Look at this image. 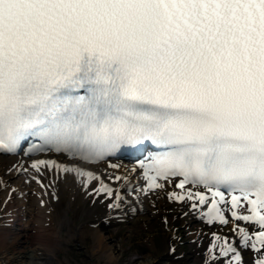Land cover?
<instances>
[{"label":"snow or ice","instance_id":"snow-or-ice-1","mask_svg":"<svg viewBox=\"0 0 264 264\" xmlns=\"http://www.w3.org/2000/svg\"><path fill=\"white\" fill-rule=\"evenodd\" d=\"M28 137L85 160L151 139L168 150L146 169L149 188L169 175L202 185L224 224L221 187L240 192L232 208L243 198L250 215L232 216L258 226L239 231L261 252L264 0H0V150Z\"/></svg>","mask_w":264,"mask_h":264},{"label":"bare ground","instance_id":"bare-ground-1","mask_svg":"<svg viewBox=\"0 0 264 264\" xmlns=\"http://www.w3.org/2000/svg\"><path fill=\"white\" fill-rule=\"evenodd\" d=\"M145 160H147L146 157H143L142 159L138 157L137 161L130 162L125 161L119 157H109V160H106L96 165L87 166L84 164V160H82V163L80 162V159H78L77 157H73L68 153H63V156L61 157H59V153L57 152L53 154H50V152L40 154H26V149L24 147H22L20 150L17 148L14 153L0 152V187H2L6 193L5 196H1V204L7 206L8 208L12 206L11 200L14 192L11 191L13 187H10L8 180L15 179V181H23V184L28 183V185L38 189H35V195L37 194L36 198H38V201H41V205L44 206V210L39 207V209L41 210H38V215L34 216V218L36 217L35 220L37 224H41V222L43 220H46L47 217L52 221L54 220L55 216L52 209L51 213H53H49L50 216H47V209L49 208V205H51L50 201H53L55 203L59 201L63 202L64 209L70 208L67 205L70 203V200L73 201L76 207H85V215H89L90 218V220L86 219L85 221L87 222V225L94 227L93 230H91L92 232L89 230L93 237L92 251L102 252L104 258L106 259V262H108L109 264H115L116 256H113L112 253L104 250V236L101 233L100 229H98V227L102 225L100 224V220L105 219L102 218V215L104 213L106 214V217L111 213H117L119 211L120 201L123 200V193L125 192V187L121 182L122 179L125 178V180H130L131 177L134 176L133 180H140L143 196H145V200L142 206L145 205L150 209L152 208L160 212V209L163 210V206L165 205L166 201H172L174 204H178L177 207H172V211L175 213L176 210V212H178V215L183 216L187 219V222H189L188 218L191 215L197 217L198 220H203V218H206L204 210L208 203L210 204L213 199L212 195L208 192L206 188L199 187L197 185L188 183L185 184V187L183 189L177 190L176 188H174L175 178L173 177L167 179L158 177L156 182L160 184L161 187L149 188L148 176L154 175L153 173L148 171L146 176V169L149 168V165H147ZM41 161H43L44 163H40ZM33 165H36V167H33ZM57 165H59V167H57ZM64 168L73 169V171L66 172L64 171ZM77 169L84 173H91L94 178L89 179L87 175L79 176L75 171ZM20 173H23V176ZM117 177H119V179H117ZM26 187H28V191L26 194L24 191L21 192L20 195H18L19 201H23L22 199L25 195L29 196L28 194L30 193L31 189L27 185ZM188 191H191L193 193L200 192L206 195L208 197L207 202L201 204L199 202V199L195 196L191 200L187 199ZM180 192L182 193V195L185 196V199L177 200L173 197V193L179 194ZM72 198L79 199L75 202ZM124 200L127 203L131 202V200L126 197ZM23 202L26 203L27 201L25 200ZM229 205L230 196H227L225 202L221 205L222 208L220 209L224 219L228 220L227 224L219 222L220 224L218 225L217 223H214L208 219L209 225L214 226L220 231L223 229L222 232H219L217 234L211 233L208 235L209 243L207 242V244L211 247V255H214L215 252H219L220 257V255H222V247L226 248L228 246H231L233 248L231 244V238L233 237H227L226 235H224L228 228H232L236 232V236L240 238L242 242L243 237L239 229L243 228L247 232L248 227L256 228V225L254 223L244 220H236L232 216L233 211L237 212L240 215H250V212L248 211L249 207L242 198L238 207L231 208ZM87 210L90 211V213H88ZM140 210H143V212L146 213V210L144 208H141ZM151 211L152 213H154L153 210ZM23 213L25 212H22L21 216L23 215ZM74 213L75 212H73V214ZM136 214L133 215L132 219H136ZM94 215L95 217L93 218ZM153 216H155V214H153ZM147 218L148 217H146L145 214L142 216V219L144 220H147ZM203 223L204 221H199L196 227H187V235H206V231L201 230L202 225H204ZM53 225L55 226V224ZM26 227H31V225H26ZM41 228L44 229L46 227L44 226ZM25 230L27 231V229ZM2 233L6 234V231H3ZM48 234L51 235L54 233L51 231ZM21 235L23 236V234ZM22 236L20 238H22ZM225 241H227V244H225ZM4 242L5 239L0 237V246H2ZM52 244L54 245V243ZM33 246L34 245L31 243H24V245L21 246V250H23V253L28 252V260H32L33 258V256H31L30 254V250ZM11 248L15 250L14 244L11 245ZM248 250L258 255V253L255 250L251 249V247H248ZM5 252L7 253L6 250ZM12 254L14 255V253ZM167 254L168 253H164L161 257L166 258ZM201 255H203L202 252ZM233 256L234 255L232 253H229V256L226 258L223 256L224 264H228L229 260L232 259ZM261 257L264 259V256ZM22 259H24V257ZM151 261L152 264H156L155 260L151 259ZM233 262L235 261L233 260ZM27 264H33V262ZM133 264L142 263L138 262Z\"/></svg>","mask_w":264,"mask_h":264},{"label":"rangeland","instance_id":"rangeland-1","mask_svg":"<svg viewBox=\"0 0 264 264\" xmlns=\"http://www.w3.org/2000/svg\"><path fill=\"white\" fill-rule=\"evenodd\" d=\"M20 174L22 175L23 173ZM8 181L10 187H13L11 191L14 192L11 200L12 206L9 208L1 204V196H5L6 193L0 187V237L5 239V242L0 246L2 248H0V264H27L30 262H33V264H109L106 262L102 252L92 251L93 237L91 230L94 227L87 225L85 221L86 219L90 220L89 215H85V207H76L73 201L70 200V203L67 204L70 208L64 209L63 202L59 201L55 203L50 201L51 205L47 209V216H50L49 213H51L52 209L55 216L54 220L52 221L47 217L41 224H37L36 217L34 218V216L38 215V210H41L39 207L44 210L41 201H38V198H36L37 194L35 195V189L37 188L28 185V183L23 184V181H15V179ZM26 185L31 190L28 194L29 196L25 195L23 197L22 200L27 201L24 203L18 200V195L24 191L25 194L27 193L28 187ZM74 198L72 199L75 202L79 199ZM124 199L125 197H123ZM141 208H144L146 213L140 210L136 214L137 216H135L136 219H132V216H125V221H121L122 216L110 217L109 219L106 218L107 216L105 217V213L102 215V218L105 219L100 220V224L102 225L98 229H100L104 236V250L116 256L115 264H133L138 262L152 264L151 259L155 260L156 264H212V260L209 257L206 258V254L203 253L201 255L200 252L197 256L195 254L194 258V256L192 257V255L190 256L185 252L183 245H178L177 237L180 228L183 226V219H186L185 217L168 216L174 213L173 211L171 213L169 209H160L161 211L158 212V210L150 209L145 205ZM22 212L25 213L21 216ZM73 212L75 213L73 214ZM125 213L128 214L129 212ZM144 214L148 217L147 220L142 219ZM188 219L189 222H185L184 224L190 228L196 227L197 223L193 224V222L200 220L192 215ZM203 224L202 228L206 226V222ZM26 225H31V227H26ZM44 226L46 228L42 229L41 227ZM187 227L185 230L188 229ZM228 229L234 231L232 228ZM175 230L178 232L173 235L172 233ZM204 230L210 233L212 229L205 227ZM217 230L219 233L223 229L221 231ZM3 231H6V234H3ZM51 231L54 234L49 235L48 233ZM21 236L22 238H20ZM28 242L34 245L30 250V254L33 256L32 260H28V252L26 254L21 250V246L24 243L29 244ZM12 244H14L15 250L11 248ZM168 244L173 247L169 252L167 251ZM191 249L192 247L190 246L189 250ZM199 250L197 249V251ZM91 251L96 253H92ZM180 251L183 252V256L175 259ZM164 253H168L166 258L161 257ZM260 254L264 256V250H261ZM254 255L250 251L246 253L245 258L247 261H252V258L256 260L258 257ZM23 257L24 259H22ZM219 260L222 261V258H219ZM213 264L216 263L213 262Z\"/></svg>","mask_w":264,"mask_h":264}]
</instances>
